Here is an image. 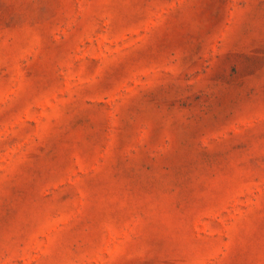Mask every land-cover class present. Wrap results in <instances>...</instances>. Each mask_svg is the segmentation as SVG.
Masks as SVG:
<instances>
[{"label": "rangeland", "instance_id": "1", "mask_svg": "<svg viewBox=\"0 0 264 264\" xmlns=\"http://www.w3.org/2000/svg\"><path fill=\"white\" fill-rule=\"evenodd\" d=\"M0 264H264V0H0Z\"/></svg>", "mask_w": 264, "mask_h": 264}]
</instances>
